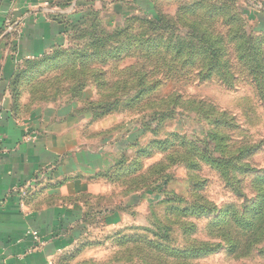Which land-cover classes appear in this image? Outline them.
<instances>
[{"label":"rangeland","instance_id":"rangeland-1","mask_svg":"<svg viewBox=\"0 0 264 264\" xmlns=\"http://www.w3.org/2000/svg\"><path fill=\"white\" fill-rule=\"evenodd\" d=\"M36 15L60 16L69 30L13 71L6 59L18 56L22 27ZM245 28L264 39V0H0V71L20 72L16 113L44 129L52 124L51 138L69 150L85 149L64 154L83 166L67 176L84 181L78 200L89 216V247L75 252L74 264H264V234L246 241L245 231L264 181V79L239 60ZM92 33L105 39L103 51L119 48L108 63L101 50L93 55ZM220 35L226 50L213 42ZM200 37L223 48L213 78L206 66L202 75L182 63L204 54ZM155 46L174 51L153 53ZM226 59L234 79L223 71ZM1 76L9 93L11 79ZM170 108V116L154 113ZM235 165L249 170L236 184L240 194L228 185Z\"/></svg>","mask_w":264,"mask_h":264},{"label":"crops","instance_id":"crops-1","mask_svg":"<svg viewBox=\"0 0 264 264\" xmlns=\"http://www.w3.org/2000/svg\"><path fill=\"white\" fill-rule=\"evenodd\" d=\"M22 29L18 56L6 59L12 70L22 59L46 55L67 32L66 24L44 15L28 18ZM32 41L38 47H28ZM2 70L9 81L14 70ZM6 88H0V264H74L75 252L89 247L84 242L89 216L78 200L84 181L67 176L83 166L64 154L85 149L69 150L63 139L51 138L52 124L44 129L31 117L20 119ZM30 229L43 244L27 237Z\"/></svg>","mask_w":264,"mask_h":264},{"label":"trees","instance_id":"trees-1","mask_svg":"<svg viewBox=\"0 0 264 264\" xmlns=\"http://www.w3.org/2000/svg\"><path fill=\"white\" fill-rule=\"evenodd\" d=\"M55 19L59 23H64L63 19L60 18V16L58 18H55ZM245 30H246L245 33L242 34L241 36H239V38H238L239 40L236 41V42H240L241 43L240 45H244L245 44V47L247 48L246 49V48H244L242 46L241 49L244 51V53L238 56L239 60L242 63V65L245 68V70L247 71L248 75L251 76L254 80L259 79V78L264 79V39H255L253 37V33H252L253 30L250 29V31L249 30L247 31L246 28H245ZM94 33H96V32H94ZM228 36H226V37L228 38ZM86 37L91 39V44L92 45L95 44V46H97V48H94L95 52L93 53V55L94 56H96V55L97 56L98 55L101 56L100 55L101 52H99V50H101L102 54H104L103 56H106V60H105L106 63H108L107 61L110 58L109 56L115 57V56H112V54L115 52V50H116V53L119 51L118 50L119 48H115V50H106V51L104 50L103 51L104 48L102 49V46L104 45V42H105L104 40L105 39L101 38L100 36H96L93 33H92V35L87 34ZM200 38H201L200 39L201 42L199 44V49H203V53L204 54H201V55L197 56V54L193 53L192 55H190V57H191L190 61H185V62H182V63H183V66L199 67V69L197 71H199L202 75L205 74V73H202V72L205 71L204 70V66H206V69H207L206 71L208 73V75L206 77L213 78L214 73L216 72L215 69L219 65V64H216V61L220 57V54L222 53L223 48H222V50H215L214 51L213 46H211L208 41L204 40L203 37H200ZM107 39H108V37H107ZM231 39H232V41H234L233 37ZM200 40H198V41H200ZM213 42L214 43H218L219 45L223 46L224 49L226 50L225 44H224L226 41H225V37L224 36L221 37V35H220L219 41L215 42V40H214ZM159 47H161V46H159ZM159 47L155 46V47L151 48V52H153V53L160 52V48ZM161 48H162V50H164L165 52H168V53H172V51H174V49H171V47H167V48L161 47ZM192 49H194V46H192ZM208 52H209V54H208ZM56 53L57 54H55V56H58V54L59 55L61 54L60 52H56ZM73 54H75L74 59L76 58V59H78L80 61H84V59L85 60L88 59V58H86L87 56L85 55L84 51H81V52L73 51ZM117 56H119V55H117ZM70 57H73V56H70ZM181 57H182V52H179L178 55L174 56V60H176L177 62H181L182 61V60H180ZM223 63L225 64V66L223 68V71L225 73H229L231 75V78L234 79L235 75L233 74V70L231 68L230 59H226ZM82 65H83L82 67H87L88 64H82ZM65 71H66V69H65ZM19 73L15 74L14 77L12 76L11 80L9 81V86L8 87H9V90H10L9 93H11V95H13V91H17L16 90L17 89V87H16V83L17 82L14 79H15V77H19L20 76ZM203 77H205V76H203ZM151 91H154V89H151ZM192 101L196 102L198 100H192ZM110 104H113V103H110ZM110 104L108 102H104V103H100L99 106L100 107L101 106H107V105H110ZM12 109H13V112H15V115H18V113H16L17 111H15L17 109V107L15 109L14 104L12 105ZM155 112H158V115L161 114L159 116H165L166 117V115L170 116V114L174 112V109L170 108V109H166V110L154 111V113ZM219 126H221V124L217 125V127H219ZM218 134H219L218 132H215L214 140L216 139ZM210 137H211V135H210ZM243 146H244V148H249V146H247L246 144H244ZM243 146H239L237 148V152L240 151L241 149H244V148H242ZM236 155L237 154L234 153V157ZM238 156H239L238 157L239 161H245L244 160L245 157H246L245 152H244V154H240ZM158 164H160V163H158ZM241 164L243 165V163H241ZM239 166L235 165L234 167H232L233 168L232 170L237 173V175L235 176V179H236L237 183L234 181V184H233L230 181V183L228 182V185H229V187H231L233 189V191H237V193L240 194L239 189L236 186V184L239 185V188L241 187V183H242V177L241 176L244 173H246V171H249V170H248V168L239 167ZM214 167H215V170H217V172L221 176L225 175L227 177V175H226L227 170H224L219 165H216ZM257 185L259 186V191H260V194H261L262 204L256 210V212H254V214L251 216V220L249 221V224H250L251 227L249 228V230H245L247 233H249L247 235L246 241H248L250 238L257 239L255 237L256 234H259V235H263L264 234V181L259 182ZM243 195H245V194H243ZM233 222L236 224L234 219L231 217V223L233 224ZM226 229L228 230L230 228L227 227ZM230 230H228L229 232H228L227 236L231 238L232 234H231ZM261 239L262 238H260L259 240H261ZM238 241L233 242L232 239H231V244L234 247L238 248V247H240V243ZM237 248H235V249H237ZM263 255H264V253H263Z\"/></svg>","mask_w":264,"mask_h":264},{"label":"built area","instance_id":"built-area-1","mask_svg":"<svg viewBox=\"0 0 264 264\" xmlns=\"http://www.w3.org/2000/svg\"><path fill=\"white\" fill-rule=\"evenodd\" d=\"M26 235H27V237L33 238V241L37 245L44 243L43 239L41 238V236L39 235V233L36 230H31L30 229V230L26 231Z\"/></svg>","mask_w":264,"mask_h":264}]
</instances>
